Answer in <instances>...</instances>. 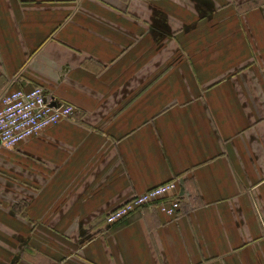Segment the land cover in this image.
I'll return each instance as SVG.
<instances>
[{"label":"crops","instance_id":"crops-1","mask_svg":"<svg viewBox=\"0 0 264 264\" xmlns=\"http://www.w3.org/2000/svg\"><path fill=\"white\" fill-rule=\"evenodd\" d=\"M34 85L73 111L0 144V264H264V0H0V98Z\"/></svg>","mask_w":264,"mask_h":264},{"label":"built area","instance_id":"built-area-1","mask_svg":"<svg viewBox=\"0 0 264 264\" xmlns=\"http://www.w3.org/2000/svg\"><path fill=\"white\" fill-rule=\"evenodd\" d=\"M0 101V144L6 147H12L25 137L70 117L73 111L70 103L52 102L42 85L10 90ZM176 187V180L170 179L133 194L107 213V223L122 221L133 212L153 203L162 212L174 215L180 206Z\"/></svg>","mask_w":264,"mask_h":264}]
</instances>
